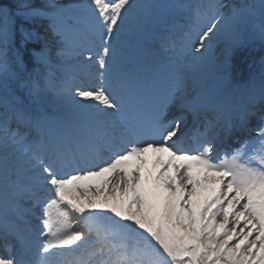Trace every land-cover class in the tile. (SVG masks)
<instances>
[{
    "label": "snow or ice",
    "instance_id": "6c2138e0",
    "mask_svg": "<svg viewBox=\"0 0 264 264\" xmlns=\"http://www.w3.org/2000/svg\"><path fill=\"white\" fill-rule=\"evenodd\" d=\"M264 0H0V264H264Z\"/></svg>",
    "mask_w": 264,
    "mask_h": 264
}]
</instances>
